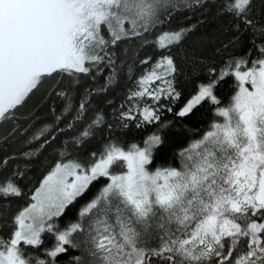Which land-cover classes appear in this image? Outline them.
Listing matches in <instances>:
<instances>
[{
    "label": "snow or ice",
    "instance_id": "1",
    "mask_svg": "<svg viewBox=\"0 0 264 264\" xmlns=\"http://www.w3.org/2000/svg\"><path fill=\"white\" fill-rule=\"evenodd\" d=\"M209 16L229 18L234 35L225 49L245 33L249 47L218 71L209 67L208 82L175 112L183 118L208 101L220 119L173 153L178 167L153 169L166 125L146 135L143 146L122 145L111 139L112 125L93 109L92 97L126 77L131 87L114 110L118 126L157 124L162 110L173 112L162 98L175 104L181 97L172 49ZM148 47L161 53L155 61L141 56ZM105 69L103 84L83 87ZM227 77L235 91L221 106L214 89ZM53 99L62 109L52 108L54 123L31 137L28 143L39 147L22 156L30 160L58 137L75 135L62 141L26 205L13 211L11 201L24 195L18 181L27 166L0 178V233L7 229L0 264H58L62 256L63 264H264V0H0V127L13 125L0 141ZM105 127L109 136L98 151L73 155ZM13 159H0V172Z\"/></svg>",
    "mask_w": 264,
    "mask_h": 264
},
{
    "label": "trees",
    "instance_id": "2",
    "mask_svg": "<svg viewBox=\"0 0 264 264\" xmlns=\"http://www.w3.org/2000/svg\"><path fill=\"white\" fill-rule=\"evenodd\" d=\"M191 17L190 22H196V16L191 12L186 13ZM189 21H185L188 23ZM175 26V24L173 25ZM234 32L232 26L229 23L228 17L212 19L208 17L207 22L199 27L194 34L190 35L179 48L172 49V55L175 57V61L178 67L176 74V86L181 92L180 99L175 104H169L166 99L161 100L160 103L171 106L173 112H168L166 109L162 110L161 119L155 125H148L143 129H137L134 122L129 124L127 129L119 127L114 110H118L121 104L124 102L127 88L131 87V83L125 84V78H122L120 83L109 89L106 93L99 96L92 97V105L95 111H100L104 114L107 124H111L110 130L111 139L119 141L122 145H128L131 143H138L142 145V141L146 135L156 131L157 128H161V125H166L160 130V134L165 140V146L158 154L156 162L152 165V168L158 166H167L172 164L173 166H179L178 159L173 158V153L177 152L180 148L186 147L189 142L199 139L205 131L209 129V126L213 120L220 119L214 115L215 106L208 101L202 102L198 105L192 113L188 116L180 118L175 115L180 108L186 103V101L196 93L197 86L201 83H207L209 80L208 68L215 67L217 71L229 60L230 57L243 56L249 45L247 40L250 38V33H245L241 36V42L239 45H230L227 49L223 46L228 43L232 38ZM220 49V51H217ZM152 55L153 61L161 54L159 51H155L153 48H145L141 52V56ZM109 69H105L98 80L94 83L91 77H88L83 87L96 86L97 84L104 83V77L109 73ZM126 71V70H125ZM143 71V66H137L136 74L138 75ZM83 88H81V91ZM235 84L232 77H227L222 80L214 89V94L221 100V106H226L229 103L230 97L234 94ZM108 101H112L111 104ZM63 102L58 99L49 101L43 109H36L35 116L30 117L28 120L19 119L15 123L19 125L16 131L7 137L6 141H0V159L5 156H15L8 168L0 172V178L7 176L11 173L12 169L17 165L23 169L27 166L25 177L18 181L19 185L23 189L24 195L18 198H14L11 201L13 211L19 207L26 205L28 201L29 189L35 185L43 174L47 171V164L53 162L56 159V151L63 147L62 141L68 137L75 135V132L66 133L64 136L58 137L55 143L47 146L43 151L32 159H25L22 153L34 150L39 147V142L33 141L31 144L28 141L33 135L39 132L46 124L54 123L52 116V108L59 110L62 109ZM92 112H89V116ZM13 125L7 124L0 127V136L7 135L11 131ZM64 127V124H61ZM79 130V126H78ZM109 129L105 127L103 133H98L97 137L86 142L85 145L73 151V155H85L86 153L99 150L104 140L108 139ZM42 142V141H40ZM120 169L117 168L116 171ZM105 181L101 180L92 186L88 196L78 201V203L65 215L60 221L61 227L68 222L69 219H75L76 210L79 205L84 203ZM3 235H7V229L4 230ZM52 244V238L45 237V247H50ZM31 251V249H29ZM67 256H62L58 260V264H63L67 260Z\"/></svg>",
    "mask_w": 264,
    "mask_h": 264
},
{
    "label": "bare ground",
    "instance_id": "3",
    "mask_svg": "<svg viewBox=\"0 0 264 264\" xmlns=\"http://www.w3.org/2000/svg\"><path fill=\"white\" fill-rule=\"evenodd\" d=\"M66 224V223H65Z\"/></svg>",
    "mask_w": 264,
    "mask_h": 264
}]
</instances>
